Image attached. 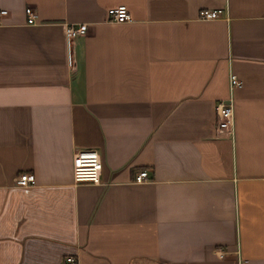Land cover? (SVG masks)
I'll return each mask as SVG.
<instances>
[{
	"label": "crops",
	"instance_id": "0c3cea01",
	"mask_svg": "<svg viewBox=\"0 0 264 264\" xmlns=\"http://www.w3.org/2000/svg\"><path fill=\"white\" fill-rule=\"evenodd\" d=\"M0 9V264H264V0ZM63 25L86 26L71 65ZM229 72L232 135L214 113ZM78 150L97 152V184L72 182Z\"/></svg>",
	"mask_w": 264,
	"mask_h": 264
},
{
	"label": "built area",
	"instance_id": "2783aa9c",
	"mask_svg": "<svg viewBox=\"0 0 264 264\" xmlns=\"http://www.w3.org/2000/svg\"><path fill=\"white\" fill-rule=\"evenodd\" d=\"M26 21L33 23L36 18V14L32 8L26 7L24 9ZM223 10L215 9L208 10L202 9L198 12V19L200 20H212L223 16ZM7 15V10L0 9V24L3 18ZM109 20L114 23H123L129 20V14L125 6L120 5L108 10ZM86 32L85 25H63V33L67 46V63L71 65V57L69 54L71 40L80 35H84ZM241 86V80L233 73L229 72L227 76V94L223 99L216 101L214 105L215 113V130L216 133H227L232 135L233 124V95L234 91ZM100 160L96 151L94 150H78L73 153L72 156V182L81 183L89 182L97 184L100 173ZM147 180L146 171L142 170L135 174L134 182L141 183ZM34 183V177L30 173H21L14 179V185L19 188H26ZM66 264H75L73 257H66L64 259Z\"/></svg>",
	"mask_w": 264,
	"mask_h": 264
}]
</instances>
